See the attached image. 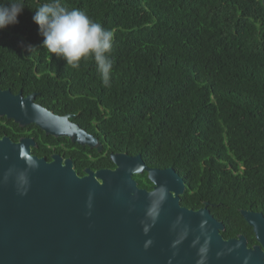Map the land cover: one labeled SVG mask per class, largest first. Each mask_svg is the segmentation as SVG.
Returning <instances> with one entry per match:
<instances>
[{"label":"trees","instance_id":"trees-1","mask_svg":"<svg viewBox=\"0 0 264 264\" xmlns=\"http://www.w3.org/2000/svg\"><path fill=\"white\" fill-rule=\"evenodd\" d=\"M44 2L26 0L19 22L0 30V85L35 92V101L55 113L76 114L103 150L5 116L0 137L30 135L32 152L47 158L53 147H72L80 175L85 166L114 167L110 152L173 167L185 183L182 205L209 202L225 238L243 234L249 246L257 243L240 210L264 215L262 0H62L113 31L110 87L93 60L72 69L42 47L32 16ZM133 178L153 187L145 171Z\"/></svg>","mask_w":264,"mask_h":264},{"label":"water","instance_id":"water-1","mask_svg":"<svg viewBox=\"0 0 264 264\" xmlns=\"http://www.w3.org/2000/svg\"><path fill=\"white\" fill-rule=\"evenodd\" d=\"M35 94L0 87V116L101 149L93 134L69 119L73 114L51 111L34 101ZM34 145L32 137H0V264H197L205 238H210L207 264H244L245 257H251L248 264H264L262 212L240 210L257 241L249 246L243 234L222 235L224 225L209 202L197 209L181 204L185 183L173 167L149 166L139 153L110 152L115 167L85 168L80 175L70 158L55 153L47 160L32 152ZM143 171L151 189L133 178ZM161 186L167 197L145 235L141 221L148 219L152 194ZM148 239L152 245L145 250ZM221 251L226 255L218 258Z\"/></svg>","mask_w":264,"mask_h":264},{"label":"clouds","instance_id":"clouds-1","mask_svg":"<svg viewBox=\"0 0 264 264\" xmlns=\"http://www.w3.org/2000/svg\"><path fill=\"white\" fill-rule=\"evenodd\" d=\"M26 7V0H8L0 3V30L19 22L18 17ZM33 22L38 26L39 34L43 37L42 47L50 54L62 58L66 65L79 70L81 61L93 60L100 75L104 87L111 86L113 61L110 58L113 49L114 33L104 28L100 23L91 19L86 12L77 8L69 9L62 0H45L34 11ZM22 46H24L22 44ZM29 52L36 48L32 45L25 46ZM35 166V162H32ZM167 197V189L161 186L152 194V203L147 212V220H142V230L147 235L154 226L159 216L160 208ZM91 200V196L89 197ZM207 224L201 221V228ZM181 240H174L172 247L176 248ZM199 244V240L194 242ZM152 245L148 239L144 243L147 250ZM239 247V244L235 245ZM210 250V238H205L199 244L197 264H207ZM233 249H227L231 252ZM175 255V253H174ZM226 255L225 251L217 253V257ZM251 257L244 258V264H248ZM171 264V260H169Z\"/></svg>","mask_w":264,"mask_h":264},{"label":"flooded vegetation","instance_id":"flooded-vegetation-1","mask_svg":"<svg viewBox=\"0 0 264 264\" xmlns=\"http://www.w3.org/2000/svg\"><path fill=\"white\" fill-rule=\"evenodd\" d=\"M0 87H1V85H0ZM2 89H6L5 87H1ZM19 91H21L22 92V89H18V91L17 92H14V93H18ZM30 93H32V92H30ZM30 93H26V94H23V92H22V94H23V96H26V95H28V94H30ZM34 101H35V98H34ZM36 102V101H35ZM52 111V110H51ZM63 114H66V113H63ZM70 114H72V113H70ZM62 115V114H61ZM75 115L76 114H73V116H71V117H69V119L71 120V121H73V122H76L74 119H73V117H75ZM77 123V122H76ZM78 125H79V123H77ZM26 126V125H25ZM80 126V125H79ZM21 127H24V126H21ZM81 127V126H80ZM81 128H83V127H81ZM84 129V128H83ZM84 130H86V129H84ZM87 131V130H86ZM87 132H89V131H87ZM89 133H91V132H89ZM91 134H93V133H91ZM94 135V134H93ZM3 136V135H2ZM24 136H27V137H32V136H30V135H21V136H19V138L20 137H24ZM98 140H99V138H98V136L97 135H94ZM18 138V139H19ZM33 138V137H32ZM99 142L101 143V141L99 140ZM97 152H102V150H103V145H102V143H101V149L100 150H97L96 148H94ZM59 154V155H61V157H63V158H70L71 160H72V162H73V165H74V167H75V161L77 160V153L72 149V147H69V146H66V145H64L63 144V146L61 147V148H59V149H57V148H55V147H53V149H52V151L50 152V158H47L46 156V158H47V160H51V155L52 154ZM87 155L89 156V157H92V155H93V153L92 152H88L87 153ZM40 157H42V156H40ZM115 167V166H114ZM85 168H89L88 166H85L84 167V169ZM113 168V167H112ZM99 169V168H98ZM208 207V206H207Z\"/></svg>","mask_w":264,"mask_h":264}]
</instances>
